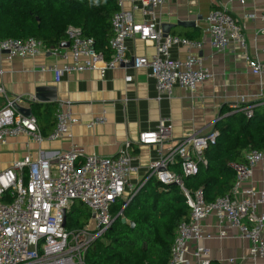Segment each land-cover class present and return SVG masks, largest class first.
Instances as JSON below:
<instances>
[{"label":"built area","instance_id":"obj_1","mask_svg":"<svg viewBox=\"0 0 264 264\" xmlns=\"http://www.w3.org/2000/svg\"><path fill=\"white\" fill-rule=\"evenodd\" d=\"M126 1L131 3L130 9L126 8ZM165 1L117 0L118 11L111 19L113 38L109 43V58L96 51L94 40L84 37L75 27H69L66 32V42L70 44L67 54H63L61 47L47 49L33 38L5 40L0 43V53L8 62L36 59L46 51L63 57L65 64L48 69L58 81L65 75L90 71H98L105 77L109 70L132 67L150 71L160 97L172 98L177 89L193 94L198 86L212 79L203 59L192 54L193 50L202 49L203 43L164 34L158 9ZM230 1L245 4L254 0ZM204 24V32L209 35L215 52L226 51L232 45L246 51L245 28L227 7L211 10L204 18ZM133 39L153 45L155 54L130 57L127 42ZM173 47H184L190 54L184 60H176L171 54ZM245 58L252 74L264 78V61L252 60L247 55ZM0 98L3 100L0 146L19 136L41 143L44 136L37 118L25 116L18 110L25 98L8 96L1 85ZM238 108L232 110L242 112L248 119L253 117L254 106ZM104 121V118H97L94 124ZM76 123L72 105L56 102L55 127L47 137L48 141L69 138ZM171 130L168 121L162 120L154 130L140 134L138 144L155 147L158 158L151 164L146 181L138 185L130 182L135 168L129 145L117 157L89 156L82 161L79 150L73 147L60 153L55 163L43 158L36 162L26 159L1 171L0 264H86L92 244L124 217L126 208L153 179L163 187H178L191 209L189 220L177 230L170 264H189L186 257L190 253L199 264H211L210 251L201 246L202 241L211 238L203 227L210 216L216 217L221 228H233L239 237L249 242L247 258L252 264H264V212H261L264 186H246L253 178L255 168L264 162V150H250L243 164H232L236 187L230 195L207 203L203 191H190L185 180L208 167L206 152L216 145L219 131L189 134L164 149L171 140ZM76 202H81L90 213L89 222L83 227L68 226Z\"/></svg>","mask_w":264,"mask_h":264},{"label":"crops","instance_id":"obj_2","mask_svg":"<svg viewBox=\"0 0 264 264\" xmlns=\"http://www.w3.org/2000/svg\"><path fill=\"white\" fill-rule=\"evenodd\" d=\"M125 6L130 9L131 3L126 1ZM223 6L244 26L246 51L236 45L223 52L211 48L210 37L204 32V18L214 8ZM158 11L161 25L169 27L168 35L203 43V48L193 50L192 54L203 59L212 79L198 86L193 94L177 89L174 97L167 98L160 97L148 69L119 67L107 71L105 77L98 71H90L65 75L58 81L48 69L65 64L63 57L46 51L36 59L8 62L0 53V85L8 96L25 98L19 107L30 109L39 119L44 136L41 143L19 136L0 146V172L26 159L36 162L43 158L55 163L60 153L73 147L79 150V158L83 161L89 156L117 157L129 145L135 168L130 182L138 185L146 181L151 164L158 158L155 147L138 144L140 134L154 130L160 121L166 120L172 127L171 140L163 146L167 149L186 135L207 134L217 130L216 125L222 119L243 114L238 110L234 112L233 107L254 106L264 110V78L252 74L245 58L247 55L252 60L264 61V0L245 4L230 0H166ZM127 48L130 57H152L156 51L153 45L139 39L129 40ZM68 52L69 48H63V54ZM171 54L176 60H184L190 53L184 47H173ZM40 89H55L56 102L72 105L77 123L69 138L48 141L47 137L55 127L56 102L36 99ZM53 94V91H44L41 95L47 100ZM2 102L0 98V106ZM224 109L228 112L222 116ZM97 118H104V123L94 124ZM249 151H244L243 156ZM246 186H264V162L255 168L253 178ZM235 187L236 178L233 189ZM203 227L211 238L202 241L201 246L210 251L212 262L252 264L247 258L250 244L239 237L235 229L221 228L215 216L208 217ZM186 259L189 264H199L192 253Z\"/></svg>","mask_w":264,"mask_h":264},{"label":"trees","instance_id":"obj_3","mask_svg":"<svg viewBox=\"0 0 264 264\" xmlns=\"http://www.w3.org/2000/svg\"><path fill=\"white\" fill-rule=\"evenodd\" d=\"M117 11V0H0V43L33 38L47 49H58L67 40L68 28L75 27L109 58L111 19ZM227 112L222 110V116ZM241 115L217 123V143L206 152L208 167L185 180L190 191H203L207 203L233 190L236 176L231 165L245 162L244 151L264 150V110L257 107L251 119ZM190 216L178 187L149 180L124 212L135 226L118 219L92 244L86 264H170L177 230ZM89 219L75 203L68 226L83 227Z\"/></svg>","mask_w":264,"mask_h":264},{"label":"water","instance_id":"obj_4","mask_svg":"<svg viewBox=\"0 0 264 264\" xmlns=\"http://www.w3.org/2000/svg\"><path fill=\"white\" fill-rule=\"evenodd\" d=\"M168 26H162V30L164 32V34L168 35ZM70 44L69 43H65L61 45V48H69ZM44 91H53L54 94L52 96L49 97V99L45 100V97H43L44 95H41ZM36 99H38L40 102H48V103H54L57 101V95H56V91L55 89H49V90H45V89H40L37 93ZM18 110L24 114L25 116H32V111L30 109H24V108H18ZM121 222L124 224H129L130 226L134 227L135 225L133 223H128L126 218L122 217L121 218Z\"/></svg>","mask_w":264,"mask_h":264},{"label":"rangeland","instance_id":"obj_5","mask_svg":"<svg viewBox=\"0 0 264 264\" xmlns=\"http://www.w3.org/2000/svg\"><path fill=\"white\" fill-rule=\"evenodd\" d=\"M76 207L82 210L83 212H89L88 209L83 204H81V202H76Z\"/></svg>","mask_w":264,"mask_h":264}]
</instances>
